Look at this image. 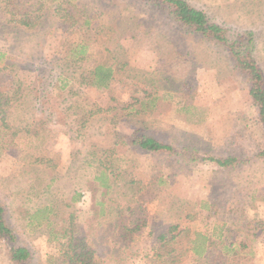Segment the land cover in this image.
Returning a JSON list of instances; mask_svg holds the SVG:
<instances>
[{"label": "rangeland", "instance_id": "374dc122", "mask_svg": "<svg viewBox=\"0 0 264 264\" xmlns=\"http://www.w3.org/2000/svg\"><path fill=\"white\" fill-rule=\"evenodd\" d=\"M187 1L230 32L254 30L264 71V0ZM75 3L70 22L45 0L33 29L0 24V92L8 98L0 113L7 123L0 120V202L16 243L31 251L29 264H59L67 227L102 264H165L147 232L172 222L186 228L185 238L217 237L225 223L257 226L256 250H242L237 264H264V127L226 51L181 31L145 1ZM77 45L85 47L82 58L72 52ZM96 64L114 68L107 89L81 78ZM147 93L150 110L135 113L134 97ZM129 119L194 159L121 139L133 128ZM205 154L240 162L221 168L201 160ZM101 170L112 173L109 189L94 179ZM137 184L145 189L134 214ZM44 206L47 219H29ZM142 210L147 224L124 242L121 226ZM7 247L0 240V264H13ZM177 257L175 264H204L185 252Z\"/></svg>", "mask_w": 264, "mask_h": 264}, {"label": "trees", "instance_id": "16d2710c", "mask_svg": "<svg viewBox=\"0 0 264 264\" xmlns=\"http://www.w3.org/2000/svg\"><path fill=\"white\" fill-rule=\"evenodd\" d=\"M49 1L54 3V13L59 15L62 22H70V20L76 18L74 13L77 6L76 0ZM141 1H145L149 4L148 6L166 13L181 31L210 41L226 51L232 68L242 76L247 84L251 104L256 109L258 121L264 127V71L256 56V32L252 29L230 32L221 24L212 21L204 10L193 6L187 0ZM44 3L45 0H34L29 7H26L21 3V0H3V4L0 6V24L3 27L10 26L13 29H33L41 22V15L37 12L42 9ZM87 23V19H84L83 24L86 25ZM79 47L80 45H77V49L72 50V52L82 58L85 47ZM3 56L4 52H0V61ZM81 78H87L86 83L97 89H107L114 79V68L111 65L96 64ZM145 97L143 98L146 100L143 98L139 100L134 97L139 102V106L135 107V113L150 110L153 96L147 93ZM2 100L3 94L0 92V113H6L2 106L8 101V98ZM182 108L184 109L186 106ZM0 120L6 126L7 123L4 118L1 117ZM129 123L133 128L121 139H126L131 145H135L144 151L165 152L175 156L188 152L194 159L195 156L188 148L184 147L182 151H179L175 146L165 143L149 133L140 131L132 119H129ZM11 144L15 146L12 141ZM258 155L264 158V145L259 150ZM200 159L208 160L221 168L233 167L240 162V159L234 155L213 156L205 154ZM110 174L112 175L111 172ZM110 174L107 170H101L94 176V179L109 189L114 184ZM129 183L134 184L135 181H129ZM144 189L143 185H138L131 191V199L134 201V209L131 212L134 214L137 213L136 211L140 205L139 198L135 197ZM72 199L75 198L72 197ZM100 205L103 209L102 202H100ZM127 209H130L129 205ZM46 212H50V209L45 206L40 207L34 213L29 214V219H35L36 221L42 218L47 219ZM144 215L145 213L142 210L138 215H135V218L128 225L121 226L120 233L124 242L129 241L133 234L139 233L145 227L147 223ZM225 224L217 237L197 232L194 238H185L187 230L181 227L178 222L166 224L157 233H154L151 227L147 234L153 236L154 243L151 247L153 256L165 264H175L178 261L177 256L185 252L190 254L193 260L203 261L204 264H237L238 260L244 257L245 253L243 254L242 250L250 247L256 250L252 242L255 239L258 227L251 224L242 227L236 222ZM72 230V228L67 227L61 233V236L66 237V241L63 243L61 255L57 258L59 264H102V260L93 250L88 248L83 238L74 239ZM16 238L14 231L6 220L5 207L0 202V240H3L8 246L7 257L13 264H29L32 258L31 251L27 247L17 244Z\"/></svg>", "mask_w": 264, "mask_h": 264}]
</instances>
